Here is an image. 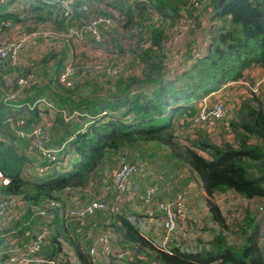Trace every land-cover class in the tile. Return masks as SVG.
Segmentation results:
<instances>
[{
    "label": "trees",
    "instance_id": "16d2710c",
    "mask_svg": "<svg viewBox=\"0 0 264 264\" xmlns=\"http://www.w3.org/2000/svg\"><path fill=\"white\" fill-rule=\"evenodd\" d=\"M129 1L124 5L117 0L110 6L119 16L116 20L112 19L115 29L111 27V30L102 29L100 32L103 39L100 49L103 50L104 45L109 50L101 61L109 63L111 58L113 65H119L118 58L122 53L114 50L115 45L112 44L113 39L118 44L119 41L116 36L111 37L110 33L124 30L126 46L136 48L135 55L129 53V58L138 71L127 74L120 72L108 77L100 70L78 69L72 77L90 79L97 76L106 81L102 96L92 93L94 86L75 84L77 79L69 88L57 84L63 55L57 57L55 54L50 55V52L41 60V64L46 66L51 60L55 62L51 72L44 71L41 79L36 73L41 69L38 67L41 64L30 66L31 70L24 67L18 71L22 80L29 78L27 84L22 86L16 84V78H12V69L9 74H0V99L5 98L3 96L7 93L15 96V102H19L24 111H12L7 103L0 100V132L3 138H7L0 142V172L9 178V184L0 187V196H17L30 204H36L63 193L81 191L85 188L89 173L95 170L107 152L115 154L127 147L142 145L155 150L166 149L176 167L187 170L198 180L205 195L210 223L216 229L211 230L209 239L198 251L169 248L171 243L162 248L145 238L139 228V221L124 214H106L113 217L109 228L124 247L121 252L128 254L130 261L139 264H264V245H259L264 216L258 214V210L264 209V99L243 86H236L232 97L237 96L239 102L232 119L225 124L232 139L230 143L219 145L211 142L203 127L190 129L194 112L190 115L187 112L185 127H179L188 132L181 141L172 130V119L176 115L192 110L195 101L216 90L223 82L239 80L245 71L253 68L264 75V0H193L199 3L198 9L202 11L195 15L193 6L185 9L179 0L176 3L173 0ZM91 2L93 8L90 7ZM91 2L83 0L75 5L69 26H65L63 20L57 17L53 20L56 28L52 23L51 28L64 33L68 28L76 27L73 20L83 16L86 18L85 23L97 16L112 18L106 11L107 7L97 9L95 6L104 5L105 0ZM209 9L211 12H208ZM85 10H91V13ZM205 14L207 22L212 24L209 26L210 35L204 56L188 70H181L180 76L173 81L167 80L168 70L162 69L166 58L161 53L165 32L172 29L176 22L183 21L193 26L192 19H204ZM6 18H10L15 26H24L25 33H29V26L17 22L15 15L2 19ZM7 32L10 36L8 39L17 36L13 28ZM145 42H148L149 47L139 48ZM188 55L191 58L192 52ZM254 80L248 78V85ZM39 81H45L46 84L38 87ZM206 81L217 83L218 86L208 89ZM77 86L92 87L93 90L86 96H79L77 91L81 88ZM34 98L44 99L52 105V110L42 111L46 114L61 115L66 111L70 115L80 110L83 120L88 119V123L83 134L75 132L78 127L74 125L68 128L64 126L61 143L69 139L65 148H69L76 157L67 172H51L28 181L22 177L26 161L23 157H17L15 151L6 144L13 142L12 127L20 115L26 116L27 125L40 122L38 107L28 112L26 110ZM124 117H128L129 121L124 122ZM218 194L231 195L247 204L238 213L231 232L226 227L227 220L212 202L213 196ZM73 225L56 223L49 224V228L59 231L56 238L63 239L62 251L69 247V253L77 264H92L85 249L70 231ZM57 239L54 242L60 249Z\"/></svg>",
    "mask_w": 264,
    "mask_h": 264
},
{
    "label": "rangeland",
    "instance_id": "374dc122",
    "mask_svg": "<svg viewBox=\"0 0 264 264\" xmlns=\"http://www.w3.org/2000/svg\"><path fill=\"white\" fill-rule=\"evenodd\" d=\"M173 1L176 3V1L178 0H173ZM179 2L183 4L185 9H189L190 6H193L194 8L193 15L202 12L200 9H198L199 3H196L193 0H179ZM32 6L35 5L30 4L29 1H27V5L22 6L21 9L17 11L18 22L29 26V29L27 30L36 29L43 25L41 22H44L37 19L33 15V10H31ZM42 6H45V4H42ZM88 12H91V10H89ZM208 12H211V10L209 9ZM81 13L83 14V12ZM183 15H185V12L183 13ZM56 16L57 14L55 13L54 17ZM85 20L86 18L84 16L81 19L77 18V20H73V25L76 26L82 25V27H86L87 24L83 25ZM45 22H48V20ZM51 23L53 24V27L56 28L53 21H49V23L47 24L52 26ZM192 24L193 26H189L188 23H185L183 21L179 23L176 22L172 29L165 32L164 34L165 38L164 37L162 38L161 53L166 58V60H164L165 62L163 61L164 67L162 66V69L167 68L168 70L167 71L168 75L167 77H165L167 80L173 81L177 76H180L181 70H188V68H191L195 64V62L198 59L202 58L204 55L203 53H197V56L189 58L188 54L190 53L189 50L193 48V46L196 44L199 38L200 41L204 37L208 38L209 40V35H210L209 26L212 23L205 22L200 17H194L192 19ZM111 29H115V26L112 27ZM110 30H106L105 32H109ZM56 31H61V30H56ZM203 32H205L204 36H203ZM66 35L60 36V38L66 39ZM110 36L111 37L116 36L117 40L119 41L118 44L113 39L112 44L115 45L114 50L123 54V55L119 54V58H118V64L120 65L119 73L120 72H121L120 74H127L128 72L134 73L137 70L136 65L133 64L129 60V58H126L124 54L133 53L135 55L136 48H134V46H130V47L126 46V43L124 41V37H126V32L124 30L119 32H112L110 33ZM87 39L88 36L85 37L84 35V40L82 42L81 41L72 42V40H69V45L68 46L65 45V48L62 49L60 53H55V56L64 55V53H66L67 54L66 62H71L73 70H75V68H77L78 70V67L92 70V67L98 66L99 64L102 63L101 61L102 55L99 56L96 54L93 55L92 52L96 51L97 47L92 46L89 40L87 41L86 45L83 44L84 42H86ZM58 41H59V37H52L48 40V42H50V44L54 48L55 52H58L61 46L60 44H58ZM198 48L199 50H202L203 48L206 47L203 46L202 43L200 42ZM143 49H147V48L144 47ZM103 50L104 53L109 51L104 45H103ZM48 52H50V55H53L52 51H48ZM96 53L100 54L98 50L96 51ZM135 61H137V59ZM111 65L112 64L107 63L105 68ZM140 68H141V64L138 69L140 70ZM253 70L254 68L250 71ZM164 72L166 73L165 69ZM260 76H258L257 78H259ZM74 80H76L75 84H80L84 86L85 85L94 86V90L92 87L81 88V86H77V88H81L77 91V94L79 96H86L92 90H93L92 93H94V95L102 96V92H104L105 90L104 83L106 81L99 79L97 76L95 78H90V79L83 77H79V78L76 77L75 79L72 78L71 82H73ZM243 82L248 85L247 77H243L238 80V84ZM205 84L208 87V89H213V87L218 86L217 83H213L210 81H206ZM237 100L239 102V98H233L229 95V93L227 94L226 99L224 98L219 99V101L223 103L225 107L226 114L222 122L218 121L209 131H207L208 132L207 136H210L211 142L219 145H222L223 143L231 142L232 139L228 133V130L225 128V124H227L232 119L233 114L236 112L235 107H237L238 104ZM4 102L7 103L8 107H12V110H16V111L21 110V112L24 113L21 104L19 102H14L12 100V96L8 95L5 98ZM197 102L198 101H195L193 103L192 110H187L186 112L183 111V113L176 115L172 119L173 134L180 141L182 140L183 136H186L188 134V132H186V130H183V128H179V127H185L186 122L184 121V119L185 116H188L187 112L188 113L190 112L189 115L192 112H194L193 115L195 116L196 111L193 110V108ZM37 107L39 108L38 110L40 111L37 115L40 118V122H34V123L32 122V124L27 125L26 116L20 115L19 117L16 118V120H14V124L12 127L14 143L9 142L8 144H6L8 148H11L13 151H15V155L17 157H23L28 165L33 166L34 168L33 171H29L27 169V166H25L22 170L23 179L28 181H31L34 178V176L31 175V173L35 174L34 171L36 172L45 171L50 166L52 168L56 167L58 168V170H63V168H65L66 166H70L71 162L76 159V157L73 156L72 153L68 152V149H65L66 144L63 143L61 146V136H63V129L64 126L66 127L65 125L66 121L69 120L68 118L69 113L65 111V113L61 115L57 113L46 114L42 111L52 110V106H50L46 100L37 99V98H34L31 101V103L28 105V108L26 110L28 112L30 111V109L32 110L33 108H37ZM75 113L76 115H73L74 118H70L71 121L69 124H67V128L69 126L74 125L75 128L78 127V132L83 134L86 132V126L88 123L86 121L88 119L83 120L84 116L82 115V113H80V110L76 111ZM122 120L126 122L129 121V118L124 117L122 118ZM33 125H41L40 128L42 132V137L44 138V134H45L46 139L47 138L50 139L49 143L47 141L46 147L51 148L50 146L51 144L53 145L52 146L53 148H51L52 150L59 151L58 155L60 156V165L54 162V156L52 155V151L50 149L45 150L46 147L45 149L39 147L35 149L33 146V142H31V149L25 148L24 140L16 135L18 129H24L27 126H33ZM192 134H194V132ZM32 135L34 136L35 139L39 140L38 132H35L34 134L32 133ZM72 138L73 136L71 135L70 139ZM61 149L64 151V153ZM165 150L166 149H158V148H156L155 150V148H150L148 145H142V146L127 147L126 149H123L115 154L108 152L105 153L103 159L99 162V164H97L95 170L89 173L86 180L85 193L83 197L81 196L78 198V202L81 203L84 200L86 201L95 200V201L104 202L107 206L112 204H117L119 207V211L117 213L124 215H131V216H134L135 213H138L139 215H137L133 219L140 220V217L138 216L145 217L144 215H140L144 212V208L145 210L147 209L154 210V206L159 201L168 200L177 193H184L186 195L185 210H184L183 219L180 222H185L190 220V218L188 219V217L190 216V202H189L190 198L195 196L198 199V202L201 201V195L199 194V191L201 190H199L198 180L196 181L194 177L187 170L177 168L179 169V171H176L175 167H173L169 159V155L167 154V151ZM43 158H46L47 160H44ZM123 163L134 165L136 167V173L129 178V184H131L129 191L126 194L120 196L119 199H117V194L113 189L111 183V173ZM142 175H144V177H142ZM101 180H102V184H100ZM150 186L157 187L158 193L153 197L151 203L147 207L143 205V203L140 201V197L142 198L141 194L143 190H145ZM78 192L80 191L78 190L71 194L77 196ZM100 194H104L105 198H101L99 196ZM64 196H69V195L64 194ZM65 198L67 197H64L63 199L64 201ZM212 202L213 204H215L218 210L223 212L225 219L227 220L226 227L229 229V232H231L234 228L233 226L234 223L236 222V217L238 216V213H240L242 209L246 207L247 204H244L240 199H237L228 194L214 195L212 198ZM195 212H197L196 213L197 215L200 214V212L197 209H195ZM101 214L102 213L96 214L95 217L91 220V223H94L95 225L93 226V230H91V234L89 233V237L97 238L98 236H105L109 239L113 252L122 251L124 247L121 246L120 241L117 240V238L113 234L114 233L113 230L110 229L113 222L112 220L113 217L111 215H106V214L101 215ZM153 214L154 215L152 216H154V218L157 220L156 217L157 211L154 210ZM258 214L264 216V209L261 208V210H258ZM21 219H24L23 214L20 215L17 214L12 219L13 220L12 224L17 223ZM155 224H156L155 227L159 229L158 223L156 222ZM206 224L207 222L204 220V218H202L199 224H195L193 227H191L189 229L190 230L189 239H187V237H184L185 244L186 243L189 244L191 240H193L191 242L197 244L198 242H200V240H198V242H194V241L200 239L202 237V234L207 233V231H208V235L210 236V231H209L210 228L208 227L205 229ZM2 227H4V225L0 224V228ZM8 229L9 226L8 228H6L5 226V231H12ZM84 232H88L87 228ZM263 233H264V227L261 228V235L259 238L260 246L264 245V240L262 237ZM153 239L156 240L157 238H153ZM60 240L63 242V239L61 237ZM23 243L24 242H21L20 244ZM184 248H186V246H184L182 249ZM68 249L70 250L69 247ZM127 264H139V263L137 262L133 263L132 261H130Z\"/></svg>",
    "mask_w": 264,
    "mask_h": 264
},
{
    "label": "built area",
    "instance_id": "2783aa9c",
    "mask_svg": "<svg viewBox=\"0 0 264 264\" xmlns=\"http://www.w3.org/2000/svg\"><path fill=\"white\" fill-rule=\"evenodd\" d=\"M78 0H56L60 15L65 23H68L72 16V8ZM83 1V0H80ZM117 0H105L104 5L94 4L97 9L107 7L108 11L112 18L105 16H97L96 18H91L87 22L86 27L80 28H68L66 34H57L54 32H45V33H30L24 34V26L16 27L14 30H17V36L15 39H12L5 44L0 45V58L7 59L10 66L14 67L17 64V57L19 53L23 50L25 43L28 40L41 35L43 39H50L52 37L65 36L67 39H77L83 40L84 34L90 36L94 44H98L102 41L100 36L101 29H110L114 20L117 19L119 15H116L112 8ZM94 2V1H93ZM6 0H0V5H5ZM104 6V7H103ZM69 31V32H68ZM20 34V35H18ZM113 54H116L113 51ZM106 66V65H105ZM120 65L112 64L111 66L104 67L103 72L108 77L116 76L119 73ZM98 69V68H97ZM74 73L72 64L69 62L63 68V71L58 76V82L64 87H70L71 85V75ZM29 81V78L17 81L18 84L26 85ZM238 85L245 87L251 93L257 95L260 92V89L264 88V75H261L259 78H255L251 85H247L244 82L239 83ZM229 87L232 84L227 85ZM228 92L222 91L218 94H212V97H205L200 100L196 110V114L191 121L190 129L197 127H203L209 131L218 121L222 120L226 114L225 107L223 103L219 101L220 98L226 99ZM38 132L39 140L35 139L32 133ZM20 138L28 139L32 137V142L34 148H42L43 137L40 126H35L32 131L27 134L23 132H18ZM39 145V146H38ZM41 146V147H40ZM28 149H30L28 147ZM136 173V167L132 164L123 163L117 169L111 173V183L112 187L117 194V199L120 196L126 194L130 189L129 178ZM8 180L2 178L0 175V185H6ZM157 188L155 186H150L146 188L142 194L141 202L143 205L147 206L151 203L154 195L156 194ZM185 198L184 193H177L172 198L168 200H161L156 203L155 208L159 213V223L161 226L162 234L160 237V247L165 248L171 240L177 230L178 222L183 219L184 210H185ZM10 203H7V205ZM50 208L60 207L58 203L50 202L48 204ZM4 210V204L0 203V216ZM119 211L117 204H112L107 206L104 202L89 200L81 204L75 205L73 207L66 208L63 214V221L65 223H73L74 232L79 234L82 232L83 228L87 225V221L92 220L96 214H113ZM42 214V212H39ZM94 226V223H93ZM92 227L89 230H92ZM47 229L45 226L41 227L40 230L33 235L31 239L25 244H13L9 243L6 245L0 246V261L4 258V264H55L54 261L50 259H41L39 258V253L41 252L45 239L47 236ZM1 237V236H0ZM87 254L91 259L92 264H100V260L104 261V264H126V261L129 260L127 254L121 251L113 252L111 250L109 240L105 236H98L92 240L91 246L88 248Z\"/></svg>",
    "mask_w": 264,
    "mask_h": 264
},
{
    "label": "crops",
    "instance_id": "0c3cea01",
    "mask_svg": "<svg viewBox=\"0 0 264 264\" xmlns=\"http://www.w3.org/2000/svg\"><path fill=\"white\" fill-rule=\"evenodd\" d=\"M47 1L51 2L52 0H47ZM40 3L41 2H39L35 6L31 7V10H33V15L37 19L44 21V22L47 20H48V22L55 20L54 14H53V12L55 11L54 6L49 5V6L44 7V6H40ZM11 5H12V0H8L6 3V6L0 7V21L4 20V19H2L3 17L13 16L16 14L17 9L11 10V8H10ZM25 5H27V4H25ZM7 9H10V11H7ZM6 19L12 21L10 18H6ZM203 20L205 22L208 21V17L206 16V14H205V17ZM44 22H41V23H44ZM9 37H10L9 33L4 31L2 34H0V41L5 40L6 38H9ZM87 41L88 40H86V42H84L83 44L86 45ZM60 45L61 46H60L59 51L55 52L54 48L52 47L51 44L43 43L40 40L35 41L33 43L30 42L26 45L23 53L20 55L19 60H18V66L23 67V68L27 67V69L31 70L30 66L41 64V59L47 55L48 51H52V54L60 53V51L65 48L64 44H60ZM92 53H93V55H95L96 51H93ZM42 56H44V57H42ZM57 57H58V55H57ZM66 58H67V54L64 53L61 69H62L63 64L66 62ZM54 62H55L54 60H51L47 63L46 66H43L42 64H41V66L40 65L38 66V67H41V69L37 70L36 73L40 76V79L42 78L44 71L47 73L51 72L52 67H53L52 64H54ZM1 64H3V66H1ZM10 69L11 68L8 65L4 64L3 62H0V74H9ZM258 76H260V73L256 69H254L253 71H245L242 75V77H248V78H251V77L257 78ZM38 84H39L38 87H42L46 83H45V81H43V82L39 81ZM234 92L235 91L233 90L230 93L231 97L233 95H235ZM263 94H264V88L260 89V92L258 94L261 99H264ZM233 98H238V97L236 96ZM237 102H238V100H237ZM193 110L196 111V108L194 107ZM29 127L30 126H27L25 129H28ZM49 137H51V136H49ZM50 146L52 147L53 145L50 144ZM66 149H68L69 153H72L71 151H69V148H66ZM72 155L75 156L73 153H72ZM75 161H76V159L71 162L70 166H66L65 168H63V170L57 169L56 172H58V173L67 172L70 169L71 165ZM170 161H171L173 167H175L176 171H179L180 168L177 169L178 167H176V165L173 163V161L171 159H170ZM27 169L29 171L34 170L33 166H27ZM53 170L54 169L52 167H49L47 169V171H45L43 173L41 171H39V172L34 171L35 174L31 173V175L34 176V178H42L46 175V173H48V172L51 173ZM142 177H144V175H142ZM194 179H195V177H194ZM157 190H158V188H157ZM199 190H201L200 187H199ZM143 192H144V190H143ZM143 192H142V194H143ZM71 193H73V192H70L68 194L69 195L68 198L78 197V195H79V192H78L77 196L72 195ZM199 194L201 195V201L200 202H198V199L195 196L190 198V200H189V202H190V216L188 217V219L190 218V220L182 222V223L181 222L178 223L177 231L173 235L172 242H171L169 248L179 247L182 249L184 246H186V248H184V250L189 249L192 251H198L199 248L204 246L206 241L209 239L208 231H207V233L202 234V237L200 238V242L202 244H200V242L195 244V243L191 242L193 240H191L189 244H187V243L185 244V242H184V237H187V239H189V231H190L189 229L191 227H193L195 224H199V222L202 218H204V220L207 222V224L205 225V229L208 227L211 230L216 229V227H213L212 224L210 223L209 212H208V208L206 207V203H205V195L203 194L202 191H199ZM100 197L105 198L104 194H100ZM140 201H141V197H140ZM243 203L245 204V202H243ZM22 204H24V206H22ZM27 207H28V204H26V203H18V205L15 207L18 210V215L23 214V216H24V219L19 220V221H21L20 224L18 223L19 221L15 224H12L13 215H11V213L15 212V208L13 210H11L10 212H8L0 222L1 224L4 225V227H2L4 231H5V226H6V228H8V226H9L8 230L14 231L13 232L14 234L7 233L6 237L9 241L15 242L16 244L28 241L29 238L32 237L33 234L37 231L38 225L40 223L39 218H31V220L29 219L30 214L27 211ZM195 209H197L200 212L199 215L196 214L197 212H195ZM154 210H155V208H154ZM154 210H148V209L145 210V208H144V212L140 215H144L146 218L142 217V216H138V217H140V220H137V222L139 221V223H138L139 228L142 231V233L146 239H149V240L153 241L154 243H159V240H160V237L162 234V230H161V226L159 223L158 212H157V216H156L157 220L154 218V216H152V215H154L153 214ZM220 213L223 217H225L222 211H220ZM59 215H60L59 211H56L54 214H51L50 224H56V223L59 224V222H58ZM137 215H139V214L135 213L134 216H131V215H128V216L133 220V218L136 217ZM156 222L158 223L159 229H157L155 227ZM210 229H209V231L211 232ZM87 230H89V229L87 228ZM70 231H72V233L74 234V227H72L70 229ZM7 232H9V231H7ZM58 232L59 231H57V230L51 229V231L47 235L46 244L42 248L39 257L43 258V257L49 256L50 254H54L53 257H51V258H54L56 260V264H77V261L74 259V256L71 253H69L70 250L68 249V247L66 248V250L63 249V251H62L63 242H61V240L56 238L57 235L59 234ZM74 236H76V237L80 236V237H77V239H75V240L78 241L79 244H81L83 246V248L85 249V251L87 253L88 248L91 246L93 237H89L88 232H87V236L76 235V234H74ZM262 237L264 240V233L262 234ZM153 238H157V239L155 240ZM259 238H260V235H259ZM56 239H57L58 243L60 244V249H58V246L54 242V240H56ZM2 242H5L7 244L6 240H2V241L0 240V245L2 244ZM57 257H58V260H57ZM99 263L104 264V261L100 260ZM0 264H4V260H1Z\"/></svg>",
    "mask_w": 264,
    "mask_h": 264
},
{
    "label": "clouds",
    "instance_id": "9594fccd",
    "mask_svg": "<svg viewBox=\"0 0 264 264\" xmlns=\"http://www.w3.org/2000/svg\"><path fill=\"white\" fill-rule=\"evenodd\" d=\"M7 1L8 0H6V3H7ZM27 1H29V3L30 4H33V5H36L37 3H39V2H41V4H40V6H42V4H45V6L44 7H46V6H49V5H52V6H54V8H55V11L53 12V14L55 15V13L57 14V16L56 17H54V18H57V17H59L60 19H62V17H61V15H60V11H59V9H58V6H57V3H55V1L56 0H52L51 2H49V1H47V0H12V5L10 6V8H11V10H14V9H17V11H19L20 9H21V7L22 6H25V4H27ZM87 2H91V0H86ZM120 1V3H122V4H124V5H126V2L127 3H130V1L129 0H127V1H125V0H119ZM136 1H143V0H136ZM78 2H81L80 0H78L77 2H75V4H74V6H73V8H72V11L74 10V8H75V5L78 3ZM4 6H6V4L5 5H0V7H4ZM90 7L91 8H93V4H92V2L90 3ZM7 11H10V9H7ZM89 10H85V12H87V13H91V12H88ZM114 13L117 15V13H116V11H114ZM15 16L16 17H18V13L16 12V14H15ZM118 18V17H117ZM17 20H18V18H17ZM63 20V19H62ZM18 22V21H17ZM63 22H64V20H63ZM69 22V21H68ZM12 23H14L13 21H10V20H7V19H5V20H1L0 21V34H2L4 31H8V30H10L11 28H16V27H20V26H15V24H12ZM47 23H49V22H44V23H42L43 25L42 26H40V27H38V28H36V29H33V30H29V33L28 34H30V33H36V34H38V33H45V32H54V33H57V34H66V32H64V33H58V32H56L55 30H53L52 28H51V25H48ZM65 23V22H64ZM87 23H85L84 22V24L83 25H86ZM46 25H48V26H46ZM66 25H68L69 26V23H65V26ZM82 26V25H81ZM81 26H76L75 28H80ZM68 28V27H67ZM102 30V29H101ZM15 31H17V30H15ZM24 34H26L25 33V27H24ZM18 35H20V34H18ZM85 35V37L86 36H88V39L87 40H89L90 41V44L92 45V46H95V47H97V50L100 52V54H97L96 53V55H102L101 56V58L102 59H104V58H106V52L104 53V51L103 50H101L100 49V46H101V42L103 41V39H102V41L100 42V43H98V44H94L93 43V41L91 40V38H90V36L89 35H87V34H84ZM204 36V35H203ZM12 39H15V37H13V38H11V39H8V38H6L5 40H1L0 41V45H2V44H5L6 42H8V41H10V40H12ZM207 39L208 38H206V37H204L201 41H200V38L197 40V42H196V44L193 46V48H191L190 49V51L192 52V56H191V58L192 57H195V56H197V53H203V54H205V52H203V51H206V48H207V46H208V44H207ZM38 40H40L41 42H43V43H47V44H50V42H48V40L49 39H43L42 38V36L41 35H37V37H34L33 39H31V40H28L26 43H25V45H24V47H23V50L19 53V55H18V57H17V64L14 66V67H12V66H10V64H9V62H8V60L7 59H4V58H0V62H3V63H5L6 62V64L12 69V72H11V76H12V78H16V84L17 85H19V86H22L21 84H18L17 83V81L19 80V79H21L19 76H18V71L19 70H22L23 69V67H19L18 66V60H19V57H20V55L23 53V51H24V49H25V47H26V45L28 44V43H33V42H35V41H38ZM69 40H72V42H75V41H79V40H77V39H69ZM69 40H67V41H65L63 38H60L59 37V41H58V44H64V45H66V46H68L69 45ZM83 40H84V38H83ZM83 40H80L81 42L83 41ZM202 43V45L203 46H206V48H203L202 50H199V48H198V46H199V43ZM144 47H146V48H148L149 47V45H148V42H145V45L142 47H139V48H144ZM127 58H129V54H127V53H125L124 54ZM204 56V55H203ZM189 59V58H188ZM188 59H187V61H188ZM129 60H130V58H129ZM109 61V63L110 64H112V61H111V58L108 60ZM187 61H186V64H187ZM69 62H65L64 64H63V66H62V69L60 70V72H59V74H58V76L60 75V73L63 71V68H64V66L66 65V64H68ZM71 63V62H70ZM108 62L107 61H102V63L101 64H99L98 66H94V67H92V70H88V69H86V68H80V67H78V69H83V70H85V71H94V70H100V71H103V68L105 67V65L107 64ZM98 68V69H97ZM15 70V71H14ZM76 72H77V68H75V70H74V73L71 75V78H70V80H72V77H73V75L74 74H76ZM58 76H57V83L60 85V86H62V87H64L63 85H61L59 82H58ZM76 78V77H75ZM75 78H73V79H75ZM27 79V78H26ZM31 80H32V77H31ZM72 83L73 82H71V85H70V87L72 86ZM230 84H232V86L231 87H229V86H227V85H230ZM236 86H238V80H236V81H225V82H223L216 90H214V91H212V92H210L209 94H207V95H205L203 98H205V97H209V98H211L212 97V94H214V93H218V92H222V91H227L229 94L236 88ZM240 86V85H239ZM64 88H69V87H64ZM233 89V90H232ZM230 90H232V91H230ZM259 94V93H258ZM257 94V95H258ZM9 94L7 93L5 96H3V97H7ZM10 96H12V95H10ZM5 98H1L0 100H2V102H4V100H5ZM203 98H201V99H203ZM200 99V100H201ZM12 100L15 102L16 101V98H15V96H12ZM200 100H198V102L196 103V105H194V107L196 108V110H197V107H198V103L200 102ZM4 103H6V102H4ZM50 106H52L51 104H49ZM10 109L12 110V107H10ZM12 111H16V110H12ZM73 115H76V113L75 112H72L69 116H68V118H69V120L68 121H66V124L65 125H67V124H69L70 123V118H74L73 117ZM101 115H103V114H101ZM223 120V119H222ZM10 121V120H9ZM35 126H37V125H33V126H30L28 129H18L17 130V133H16V135L18 136V132H23L24 134H27V133H29L30 131H32V129L35 127ZM38 126H40L41 127V125H38ZM78 131V130H77ZM77 131H75V132H77ZM74 132V133H75ZM21 139H23L24 140V143H25V148H30L31 149V142L33 141L32 140V137L31 138H28V139H24V138H21ZM4 140H7V138H3V136H2V134H1V132H0V142H2V141H4ZM13 141V143H14V139L12 140ZM47 141H48V138L46 139V137H45V134H44V138H43V143H42V145H43V149H45V147H46V144H47ZM69 141V139H66L65 140V142H62L61 143V146H62V144L64 143H66V142H68ZM48 143H49V141H48ZM51 148H53V147H51ZM51 148H49V147H46V149L45 150H48V149H50L51 151H52V155L54 156V162H56L57 164H59L60 165V156L58 155V153H59V151H55V150H52ZM62 149H63V147H62ZM61 149V150H62ZM66 149V148H65ZM60 150V151H61ZM63 151V150H62ZM44 160H47L46 158H43ZM40 165H43V164H40ZM49 165V164H48ZM26 166H30V165H28V164H26ZM51 167V166H50ZM49 168V167H48ZM47 168V169H48ZM47 169L45 170V171H47ZM54 170L52 171V172H56L57 171V169L58 168H56V167H54L53 168ZM45 171H41L42 173L43 172H45ZM49 173V172H48ZM48 173H46V174H48ZM0 175L2 176V178H4V179H6V180H8V183L6 184V185H0V187L1 186H7L8 184H9V178L7 177V176H5V175H3L1 172H0ZM103 180V179H102ZM102 180L100 181V183L102 184ZM79 190V189H78ZM78 190H76V191H78ZM80 191V190H79ZM72 192H75V191H72ZM70 193V192H69ZM68 193V194H69ZM84 193H85V188H83L80 192H79V195H78V197H71V198H68V196H64V193L62 194V195H60V196H58V197H55V198H49V199H44V200H42V201H40V202H38V203H36V204H30V203H28V202H26V201H23L22 199H20L19 197H17V196H4V195H1L0 196V203H2V204H4V210H3V213H2V215L0 216V222H1V220L5 217V215L8 213V212H10L11 210H13L17 205H18V203H26V204H28V207H27V211L29 212V214H30V220H31V218H39L40 219V223H39V225H38V228H37V231L34 233V234H36L39 230H40V228L41 227H43V226H45L46 227V229H47V235L49 234V232L51 231V229L49 228V224H50V219H51V214H54L56 211H59L60 212V215H59V219H58V222H59V224H63L64 226H67L68 225V223H65L64 221H63V214H64V212H65V210H66V208H69V207H73V206H75V205H78V204H81V203H83V202H85L86 200H84V201H82L81 203H79L78 202V198L79 197H83V195H84ZM158 193V190L156 191V194ZM68 194H66V195H68ZM155 194V195H156ZM154 195V196H155ZM100 196V195H99ZM64 197H67V198H65V201L63 200L64 199ZM172 198V197H171ZM50 202H55V203H58L59 205H60V207H56V208H50V207H48V204L50 203ZM7 203H10V204H8L7 205ZM22 206H24V204H22ZM154 208H155V206H154ZM155 210H156V208H155ZM54 211V212H53ZM157 211V210H156ZM39 212H42V214H39ZM51 212H53V213H51ZM18 214V210L15 208V212L14 213H11V215H13V218L16 216ZM101 215H105V214H101ZM19 224L21 223V221H19L18 222ZM179 223V222H178ZM1 224V223H0ZM95 225V224H94ZM93 226V223H91V220L90 221H87V225L83 228V230H82V232H80L79 234H76L75 232H74V234H76V235H84V236H87V232H84L85 230H86V228H90V227H92ZM74 227V226H73ZM177 227H178V225H177ZM92 230H93V228H92ZM88 231V233H90L91 234V230H87ZM14 231L12 230V231H9V232H7V231H4L3 230V228H0V240L2 241V240H8L7 239V233H10V234H12ZM33 234V235H34ZM33 237V236H32ZM31 237V238H32ZM30 238V239H31ZM46 238H47V236H46ZM95 237H93V239H94ZM173 238V237H172ZM109 240V239H108ZM29 241V240H28ZM28 241H26V242H24L23 244H25V243H27ZM160 241V240H159ZM171 242H172V240H171ZM170 242V243H171ZM9 243H13V244H16L15 242H11V241H7V244H9ZM46 244V239H45V243H44V245ZM109 244H110V242H109ZM159 244V243H158ZM2 245H6V243L5 242H2V244L0 245V246H2ZM19 245H21L20 243H19ZM159 246H160V244H159ZM44 247V246H43ZM110 247H111V244H110ZM166 247V246H165ZM111 250L113 251V249H112V247H111ZM88 251V250H87ZM38 256H40V253H39V255ZM127 257H128V259L129 260H127L126 261V264L128 263V262H130V258H129V256H128V254H127ZM40 258V257H39ZM41 259H50V260H52V261H54L55 262V264H56V260L54 259V258H49L48 256H46V257H43V258H41ZM2 260H4V258H2Z\"/></svg>",
    "mask_w": 264,
    "mask_h": 264
}]
</instances>
